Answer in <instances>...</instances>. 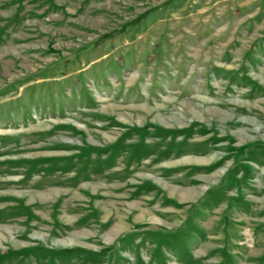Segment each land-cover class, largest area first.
Returning <instances> with one entry per match:
<instances>
[{
  "label": "rangeland",
  "instance_id": "rangeland-1",
  "mask_svg": "<svg viewBox=\"0 0 264 264\" xmlns=\"http://www.w3.org/2000/svg\"><path fill=\"white\" fill-rule=\"evenodd\" d=\"M0 264H264V0H0Z\"/></svg>",
  "mask_w": 264,
  "mask_h": 264
}]
</instances>
